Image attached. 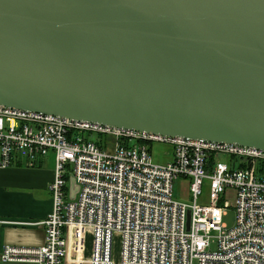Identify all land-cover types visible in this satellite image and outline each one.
Instances as JSON below:
<instances>
[{"label":"water","instance_id":"1","mask_svg":"<svg viewBox=\"0 0 264 264\" xmlns=\"http://www.w3.org/2000/svg\"><path fill=\"white\" fill-rule=\"evenodd\" d=\"M0 104L264 149V0H0Z\"/></svg>","mask_w":264,"mask_h":264},{"label":"built area","instance_id":"2","mask_svg":"<svg viewBox=\"0 0 264 264\" xmlns=\"http://www.w3.org/2000/svg\"><path fill=\"white\" fill-rule=\"evenodd\" d=\"M153 144L166 147L163 161L153 160ZM49 153L54 177L52 207L40 221L44 240L4 244L1 263L264 264V149L0 104V168L37 165ZM179 176L188 178L190 201L174 196ZM229 188L231 227L222 220Z\"/></svg>","mask_w":264,"mask_h":264},{"label":"crops","instance_id":"3","mask_svg":"<svg viewBox=\"0 0 264 264\" xmlns=\"http://www.w3.org/2000/svg\"><path fill=\"white\" fill-rule=\"evenodd\" d=\"M52 158L53 164L46 166ZM54 177V158L49 153L37 165L23 162L0 168V250L6 243L33 246L44 240V225L40 221L50 212L52 198L49 183ZM86 237L91 239L89 232ZM85 250V255L90 253ZM115 239V259H118ZM0 264H3L0 262Z\"/></svg>","mask_w":264,"mask_h":264},{"label":"rangeland","instance_id":"4","mask_svg":"<svg viewBox=\"0 0 264 264\" xmlns=\"http://www.w3.org/2000/svg\"><path fill=\"white\" fill-rule=\"evenodd\" d=\"M163 145L159 144H153L152 149V157L155 161H163L161 157L163 156L162 151L165 149ZM53 164L52 158H49L46 162V166H51ZM188 178L179 176L173 181V190H174V196L180 200L184 201H190L191 197L188 192V184H187ZM206 192H207V186L204 183L202 186V195L200 196L201 201L206 200ZM226 199L229 200L230 206L226 208L224 214L222 215V220L229 226H233L235 224L236 219V210L234 208L235 203V194L234 190L229 188L226 191ZM85 250L87 251L89 249V238L85 237ZM115 250V247H114ZM86 253V252H85Z\"/></svg>","mask_w":264,"mask_h":264}]
</instances>
